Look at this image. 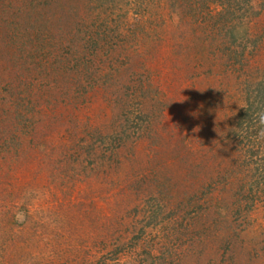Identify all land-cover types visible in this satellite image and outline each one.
<instances>
[{"label":"rangeland","instance_id":"rangeland-1","mask_svg":"<svg viewBox=\"0 0 264 264\" xmlns=\"http://www.w3.org/2000/svg\"><path fill=\"white\" fill-rule=\"evenodd\" d=\"M43 1L48 24L37 27L39 44L55 49L57 66L27 71L16 59L10 67L20 51L0 29V264H264L261 202L235 245L215 238L229 246L221 257L208 249L211 259L202 254L211 240L191 247L170 220L182 209L178 232L186 231L193 211L171 187L177 181L190 192V169L204 183L205 169L220 163L218 143L233 141L227 153L241 134L244 148L260 146L245 128L232 132L249 72L264 68V0L231 18L229 54L194 38L190 13L176 0ZM200 1L211 12L221 7ZM138 16L153 26L143 40L132 31ZM37 44L20 48L25 54ZM70 56H88L89 66L63 65ZM136 79L152 83L145 101L133 91ZM126 116L143 136L123 145ZM155 216L161 221L149 223ZM239 244L247 254L230 259Z\"/></svg>","mask_w":264,"mask_h":264},{"label":"trees","instance_id":"trees-1","mask_svg":"<svg viewBox=\"0 0 264 264\" xmlns=\"http://www.w3.org/2000/svg\"><path fill=\"white\" fill-rule=\"evenodd\" d=\"M176 1H179L178 3L180 5L181 3H184L183 9L190 13V18L188 19L189 23H186V25L190 26L192 31L191 33L197 41H200L203 38H207L210 41L215 40L217 41L215 46L219 49L218 51L221 54H224L225 49H227V54L231 52L229 44H227L226 48L224 47L226 46L224 38H226V35H229L228 32H232L230 26L232 28L234 27V22L231 18L240 17L239 12L242 8H248L247 6H250V0H211V3L218 2L221 6L218 11L214 12L210 11L209 5H205V8L200 6V0L196 2L193 0V4L190 3V0ZM54 2H56V0H54ZM205 2H207V0H205ZM44 5H46V2L43 0H0V29L3 32L4 38L9 37L11 39V41H9L10 44H14L16 47L15 50L20 51V53H15L13 55L15 59L11 60L12 64L10 67L16 66V59L19 60V63L17 62L19 64L18 66H21L22 70L27 71L31 70L30 67L57 66L56 63L59 62V58L56 55L55 49L49 47H47V49H43L41 46L42 44H39L41 43L39 42L41 32L38 30L40 27L38 29L37 27L39 24H42V26H46L48 24L47 19H40L45 16L44 11L46 10L43 11L44 13H41ZM248 10L249 8L245 11V13ZM10 16L12 17L11 19L9 18ZM146 21L147 19H144V16H138L135 19L134 29H132V31L136 32V36L138 35L139 38L141 37V40L147 36H151L153 33L152 25H147V27L144 26L146 25ZM10 27H13L11 29L12 33L9 30ZM183 34L184 33L179 32L177 36L182 37ZM32 37H35L36 39H31ZM92 37L90 39H92ZM80 40H82V42L78 48L85 51L86 44L83 41L84 39H82V36ZM24 41L28 42V44L30 43V45H35V42L38 44L35 46V49L24 54L23 52L25 51H21L20 48ZM87 41L89 40L87 39ZM6 45L7 43L4 41L5 49L7 47ZM211 45L212 44L210 42V46ZM96 48L99 49L100 47L97 46ZM31 52H35L36 54ZM78 52L80 54L81 51ZM37 56L40 57L36 58ZM68 59L64 60L65 62H63V65L68 62V64H71L70 67L82 66L84 68L89 66L87 61L91 60L88 56L84 58L83 56H78L75 59L70 56ZM216 59L220 60V56L217 55ZM22 70L20 69V72H18L21 76L23 75ZM100 75H98L97 78H101ZM136 81H139V79H136ZM245 83L247 84L244 88V105L236 115V128H234L232 133H236L237 128H245L246 132L244 134L247 136L252 135L254 137V142L260 145L258 146L257 151L253 150L252 147L249 148L247 146V148H244L242 146V139L240 137L241 134L236 137L239 138V140H234L236 142H234L233 146H230V151L227 153L225 147L228 146V143L232 144L233 141L228 140L227 142L218 143L221 144L219 147L220 150H218L217 154H215V157L220 159V163L219 165L214 164V168L209 165V167L205 169L202 176L203 178L201 177L200 179V181L203 179L204 183L198 182L196 179V177L200 175V170L198 173L193 175L194 170L190 169L188 171L189 175L187 174V178L190 177L189 180H191V182L186 183V188H189L190 192H188V190L180 191V187L176 186L178 183L177 181L171 187L176 191L174 193L180 194L177 196L178 198H185L184 208L188 211H193L188 212L190 214L192 213L189 220V223L192 224V226L190 227L188 225L189 223L186 221L184 224L186 231L180 233L178 231L183 227L180 224L182 209L180 210L179 207H177L175 217H173V219L170 218V220H174L171 222L174 233L183 235L182 237L188 240L187 243L190 244L189 246L191 247H194L195 244L199 243L203 239L205 242L211 240L208 244H206V246H204V248H202V254H204V256H209V259L212 257L209 253L210 249L212 252L214 251L213 254H218L217 257H221L222 255L220 251H224L229 243L235 245L234 243H237L239 236L242 234L241 232L245 231L246 225L249 224L250 210L253 209L256 202H261L264 205V136L258 134L260 125L257 119L258 114L264 113V68H262V70L255 68L252 72L250 71ZM151 84L152 83L147 81H139L136 85L133 84V86H136L133 91L137 94V96H142V101H145L148 97L147 90L152 86ZM128 87L129 85H127L126 88ZM127 96H129V94H127ZM151 100L154 101L155 99L152 97ZM259 107L262 108V111L260 112ZM128 122H130V120L126 116L122 118L120 123L121 133L119 132L120 134L118 135L120 141L123 140V143H121L123 145H126V142L131 139V137H133L131 140L133 141L143 136V133H141L142 131L139 132L134 128L133 131H130L131 127L127 125ZM206 127V132L208 133V124H206ZM211 147L212 145H210V148L208 147L209 150H211ZM112 148L113 147H110L109 149L111 150ZM99 152L100 150L98 148L97 153ZM213 152L215 151H211L210 153ZM258 153H262V155L257 157ZM111 155L112 154L109 153L108 158H110ZM212 156L214 155L212 154ZM217 174L219 175L218 178L215 177ZM200 198H204L202 199V203H199ZM188 207L189 209H187ZM181 219L183 218L181 217ZM160 221L159 217L155 216L150 218L148 222H153L155 225ZM262 230L264 231V227L261 228V231ZM179 237L180 236H178V238ZM215 238H224V241H227L228 244L222 245L223 249L221 247H217L216 244L218 242L214 243ZM180 245H182V243L178 246ZM237 248L238 251L236 250V255L235 253H232L230 255V259H235L236 256L242 257L248 252V249L246 250V247H243L242 244H239V247ZM180 250H182V248ZM229 250H231V248H229ZM174 251L176 250L174 249ZM151 253L153 254L152 251ZM151 253L149 254L152 255ZM179 254L180 252H173L174 256ZM217 257H215V260ZM207 262L209 264L208 260ZM160 263L161 262H158V264ZM234 264L238 263L235 262Z\"/></svg>","mask_w":264,"mask_h":264},{"label":"clouds","instance_id":"clouds-1","mask_svg":"<svg viewBox=\"0 0 264 264\" xmlns=\"http://www.w3.org/2000/svg\"><path fill=\"white\" fill-rule=\"evenodd\" d=\"M258 123L260 125L259 135L264 136V113L257 115Z\"/></svg>","mask_w":264,"mask_h":264}]
</instances>
